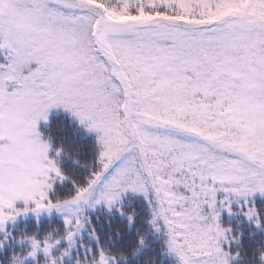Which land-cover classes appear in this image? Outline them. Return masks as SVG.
Masks as SVG:
<instances>
[{
	"label": "snow or ice",
	"instance_id": "6c2138e0",
	"mask_svg": "<svg viewBox=\"0 0 264 264\" xmlns=\"http://www.w3.org/2000/svg\"><path fill=\"white\" fill-rule=\"evenodd\" d=\"M0 264H264V0H0Z\"/></svg>",
	"mask_w": 264,
	"mask_h": 264
}]
</instances>
